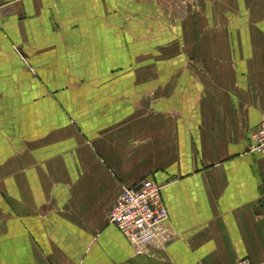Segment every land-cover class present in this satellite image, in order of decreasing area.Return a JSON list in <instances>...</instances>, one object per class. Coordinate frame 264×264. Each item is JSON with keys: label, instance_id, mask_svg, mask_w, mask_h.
<instances>
[{"label": "crops", "instance_id": "0c3cea01", "mask_svg": "<svg viewBox=\"0 0 264 264\" xmlns=\"http://www.w3.org/2000/svg\"><path fill=\"white\" fill-rule=\"evenodd\" d=\"M181 3L0 6V264H264V0ZM144 178L138 253L108 213Z\"/></svg>", "mask_w": 264, "mask_h": 264}, {"label": "built area", "instance_id": "2783aa9c", "mask_svg": "<svg viewBox=\"0 0 264 264\" xmlns=\"http://www.w3.org/2000/svg\"><path fill=\"white\" fill-rule=\"evenodd\" d=\"M20 0H0L2 4ZM15 52L22 59L21 52ZM248 150L264 154V118L250 131ZM162 184L153 178H144L133 186H122L120 194L108 213L113 223L135 252H145L150 247L163 248L168 231V213L162 199ZM232 264H253L248 258H239Z\"/></svg>", "mask_w": 264, "mask_h": 264}, {"label": "rangeland", "instance_id": "374dc122", "mask_svg": "<svg viewBox=\"0 0 264 264\" xmlns=\"http://www.w3.org/2000/svg\"><path fill=\"white\" fill-rule=\"evenodd\" d=\"M181 1H182L181 4H184V0H181ZM188 1H189L190 3L193 2V4L196 3V2L198 3V0H191V1L188 0ZM191 6H192V5H191ZM194 7H195V6H194ZM193 10H195V9L193 8ZM166 17H167V16H166Z\"/></svg>", "mask_w": 264, "mask_h": 264}]
</instances>
